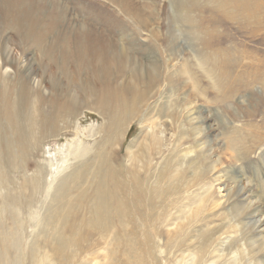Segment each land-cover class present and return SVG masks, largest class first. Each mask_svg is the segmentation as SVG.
<instances>
[{"label":"rangeland","instance_id":"1","mask_svg":"<svg viewBox=\"0 0 264 264\" xmlns=\"http://www.w3.org/2000/svg\"><path fill=\"white\" fill-rule=\"evenodd\" d=\"M109 66L122 74L115 86L135 69L146 76L141 83L158 75L136 119L90 97L85 84ZM109 77L95 82L109 86ZM0 137V264L41 256L40 264H62L49 254L41 222L56 228L69 210L44 189L48 163L74 162L68 151L78 143L89 158L117 148L112 164L133 182L122 197L132 223L125 230L114 221L122 238L114 244L79 224L90 216L85 202L66 221L74 226L64 235L77 244L67 251L79 249L68 264H110L113 250V264H126V236L136 264L264 260V0H0ZM133 139L160 151L140 164L138 144L128 151Z\"/></svg>","mask_w":264,"mask_h":264},{"label":"bare ground","instance_id":"2","mask_svg":"<svg viewBox=\"0 0 264 264\" xmlns=\"http://www.w3.org/2000/svg\"><path fill=\"white\" fill-rule=\"evenodd\" d=\"M99 68L100 67H98V69H95L93 71L94 73H93V75H91L92 79L90 81H87L88 83L85 84V86L89 88L88 91H89L90 97L93 100H96V99L103 100L106 102L107 105H109L110 101H113L114 103H112V104L115 106L116 112H118L117 110H119V109L121 110V113H123V111H124V114L126 116V117H124V121L128 120L130 117L131 118L129 120L136 119L138 117V113L144 108V106L147 105V101L151 97L154 96V88L156 87V83L158 81V78H157L158 75L154 72L152 74L154 76L151 75L150 80H148V82L141 83V82L147 81L145 79L146 76H145L143 71L135 69V71L133 70L131 73L128 72L126 75L124 74L123 75L124 77L122 76L123 77V83H124L123 85L115 86V85H112V83L118 81L119 77L122 74L119 71H117L116 68H113L111 66H109V68H105V67L103 69L102 68L99 69ZM108 76H110L107 79V83L109 86H98V84L95 82L96 78H97L98 82H101L105 78H107ZM102 77H104V78H102ZM103 87H104V89H103ZM142 87H144V88H142ZM99 88H100V90H99ZM16 105L17 106L14 105L15 106L14 107L15 113L13 111V114H14L15 118L18 120L19 125H17V128L22 130V126L19 123L20 120H19L18 114L19 115H24V114H23L22 110L18 108V104H16ZM162 111L163 110L161 109L159 111V113L162 114L163 113ZM99 112L103 115V117L105 119V123H107V121L110 119V117L107 113V109H104V110L100 109ZM120 119H123V118H120ZM48 120H47V122H49ZM33 122L34 121L32 119L30 121V123L33 125ZM121 124H122V122L118 123V119H117V121H114L115 130L118 129L121 126ZM32 125H30L28 129H26L25 133L27 134L28 137L33 134V131L30 132V129L33 128ZM156 126H157V124H156ZM116 133H118V132H116ZM151 136L152 135L147 134V140H149L148 138L149 137L151 138ZM137 140L136 139L131 140L129 143V146H128V151L129 152L131 151L130 153H132V151H133L132 148H134L135 145L138 144V147H140L139 151L135 152V154H133V156H134L133 158H135L136 161H139V162L142 161L143 162L144 157H146V156L151 157L153 152H157V149H158V152L160 151L159 146L155 147V146L150 145V147H148L147 145H145L141 142L140 143L137 142ZM147 140H145V141H147ZM235 140L236 139L233 137H231L229 139V142H228L229 148L235 149V146H236ZM31 141H32V139H31ZM71 143H73V142H71ZM71 143H70V146H72ZM147 143H148V141H147ZM106 145H108V144H106ZM93 147L94 146H92L91 148H93ZM114 147H113V143H111L108 145V148L106 146L105 148H103L99 152H95L92 156H90V154H91L90 153L88 155V156H90V158H89V157H86V155H85V152L87 150L86 147L82 146L81 143H78L73 147V150L71 149L72 152L68 148L69 149L68 154L70 156L72 155V157L74 156V158H73L74 162L71 161L70 163L67 164V157L68 156L66 154H64L67 157L63 158L61 160H59L60 158L59 159L57 158L59 160V162L56 161V163L55 162L54 163H52V162L48 163V166L50 167V169H49V173L47 174L48 177L46 179V187L44 189V191L46 192V197L48 198L49 195H51L50 193H52L53 191L54 192L56 191L57 193L55 192L54 194H56V195L58 194L57 196L61 197L60 199H62V200L60 201V203H62L63 206L66 207V209H65L66 211L64 210V212L66 213L67 209L69 210V212L66 214V217L64 215L63 218H62V216H60L58 218L59 224H58V226H56V228H52V229L48 230V225H49V223L51 224V222L47 223L44 220H43V222H41L42 225L39 224L43 227L44 234L46 236L49 235V237H48L49 239L47 240V243H48V246H50L52 251H53V253H49V254L53 255V256L51 255V257H54V258H52L53 260L56 258L62 264H68L70 260H73L76 256L78 257L79 254H77V253H79V249H78V251H75L76 249L74 251H71V250L69 252L67 251L68 248L73 247V245L77 246V244L74 242V240L72 238H68L64 234H67V233H65L66 230L72 231L73 226H74V225L69 226L67 224V222L69 220L67 221V219H70L71 215L74 212H76L75 216L77 215V218H75V219L77 220L79 218L78 216H80V215H78L79 211H82V208L85 207L84 205H86L85 202H88V205L86 208L88 209L90 216H88L85 219L86 214L83 215L84 219H82L81 223H79V224L83 225V226H87L88 228H90V230L92 229V231L93 230L96 231V233L98 232V234L101 237L108 236L109 238H111V240L114 242V244H118L119 243L118 241H120L122 239L121 236H118L117 232H114L115 230H113L114 221H117L119 224L123 225L125 230H126L127 224L132 223L131 212L129 211V208H127V205L125 204V201L122 199V197L127 195L126 190H128V195L129 194L131 195L130 191L133 189V187L131 185V187H129V189H128V186H129V183L132 184L133 182H130L129 179L128 180L127 179L122 180V178H124V175H125L124 172L128 169H118V168L114 167V165L112 164L113 161L118 162V155H117V152L115 151L117 148L115 149ZM28 149H29V147H28ZM16 150L17 149H15V151ZM34 150H35V148H34ZM94 150H95V148L93 149V151ZM26 151H29V150H26ZM84 156H85V159H87V160H85V162L83 161ZM111 156H113V158ZM17 157H18V155H17ZM19 157H21V156H19ZM58 157H60V156H58ZM15 159H14V161L16 162L17 159L16 160ZM52 159H54V158H52ZM78 160H81L84 162L81 165V168H78L77 170H71L70 171L72 164L77 162ZM51 161H54V160H51ZM140 164H142V163L140 162ZM140 164H138V165L140 166ZM21 166H23V165H21ZM145 166H146V164L143 166H140L141 168H139L140 169L139 172H141L142 175H145L144 172L146 170H143V168H145ZM150 169H151V167H150ZM20 171H22V170H20ZM41 171L42 170L39 167L36 170V172L39 174L41 173ZM161 172L163 173V171H161ZM35 175H38V174L35 173L34 176ZM148 175H149V171H148ZM159 175H160V173H159ZM25 176L27 177L28 175L26 174ZM32 176L33 175H31V177ZM44 176H46V175H44ZM64 176L68 177V180L70 178V183L67 186L65 185V187H64L65 181L63 180V179H65ZM27 180H28V177H27ZM31 181H32V179H31ZM59 181L61 182L60 185H59ZM164 182H165V179H164ZM158 185H160V183H158ZM164 187H165V185H164ZM164 187H162V188L164 189ZM38 189L39 188H37V191H38ZM163 189H161V192L163 191ZM124 191H126V192H124ZM157 191H158V189H157ZM33 193L37 194V193H35V191ZM27 194H28V192L26 193V195ZM56 195H54V196H56ZM162 198H163V196H162ZM51 202H52V200H51ZM146 203H147V201H146ZM20 206H22V205H20ZM131 206H133V205H131ZM1 210H2V208H1ZM61 210H62V208H61ZM140 210H143V209H140ZM141 213L143 214V212H141ZM126 218H128V219H126ZM118 223H116V224L118 225ZM65 226H68V227H65ZM127 228H128V226H127ZM142 229H144V228H142ZM82 230H85V229H82ZM117 230H118V228H117ZM119 230H121V229H119ZM127 232H125V233H127ZM147 234L148 233H146V235ZM79 238H81V237L79 236ZM125 241L127 242V244H126L127 246L125 247L126 249L124 251V254L122 253L126 259L125 263L126 264H136V261H135L136 258L134 259L132 257V255H133V248L132 247L134 245L133 246L131 245L132 241L127 236L125 238ZM123 243L124 242H121V245H123ZM118 248L120 249V247H118ZM121 248H122V246H121ZM34 250H35V246L33 245V251ZM146 252H147V250H146ZM118 253L119 252H117V254ZM140 254H142V251ZM140 254H139V256H140ZM68 256H70L71 258L69 259ZM41 257H40V259L37 257L39 259V261H41ZM113 257H114V250L112 252H110V260H111L110 264H113V262H112ZM141 257H142V255H141ZM38 259H36V261H38ZM38 262L34 263V264H40ZM140 262H141V260H140ZM79 264H81V263H79ZM256 264H264V260L257 261Z\"/></svg>","mask_w":264,"mask_h":264}]
</instances>
